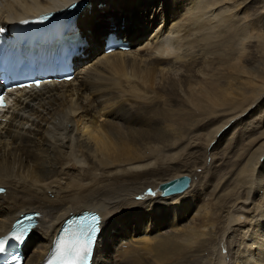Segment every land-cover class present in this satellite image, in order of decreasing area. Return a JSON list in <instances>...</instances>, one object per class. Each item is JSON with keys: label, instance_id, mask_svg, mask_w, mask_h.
I'll return each mask as SVG.
<instances>
[{"label": "bare ground", "instance_id": "6f19581e", "mask_svg": "<svg viewBox=\"0 0 264 264\" xmlns=\"http://www.w3.org/2000/svg\"><path fill=\"white\" fill-rule=\"evenodd\" d=\"M72 1L0 0V27ZM246 10L264 21L257 0H84L76 76L15 93L0 122V236L39 213L23 264L87 209L103 216L91 264H264V130L241 164L245 130L228 145L264 125V34L240 37ZM108 32L136 46L105 53ZM184 175L185 191H158Z\"/></svg>", "mask_w": 264, "mask_h": 264}, {"label": "snow or ice", "instance_id": "6c2138e0", "mask_svg": "<svg viewBox=\"0 0 264 264\" xmlns=\"http://www.w3.org/2000/svg\"><path fill=\"white\" fill-rule=\"evenodd\" d=\"M26 22V21H25ZM71 79V77H67ZM31 84H22L18 87H32ZM35 87H40V82H35ZM4 106V98L0 95V107ZM4 189L0 188V192ZM39 215V214H37ZM92 223L86 228L82 227L79 231H73L71 228L66 229L65 235L58 240L54 259L49 260L48 264H87L88 257L91 252V244L94 242L95 234L99 231V217L93 216ZM23 233L16 236L19 240ZM6 238L0 239V253L5 251ZM17 258L13 257L15 261Z\"/></svg>", "mask_w": 264, "mask_h": 264}, {"label": "rangeland", "instance_id": "374dc122", "mask_svg": "<svg viewBox=\"0 0 264 264\" xmlns=\"http://www.w3.org/2000/svg\"><path fill=\"white\" fill-rule=\"evenodd\" d=\"M204 0H202V2H203ZM257 2H258V4L259 5H264L263 3H264V0H263V2H262V0H257ZM260 7V6H259ZM242 11H244V9H242ZM243 14H244V16H247V19L245 20V24L246 25H244V27L242 28V30L240 29V33L242 34V36H240L241 38L243 37H246V41L245 42H247L250 38L253 40L255 37H257L256 35H257V32L258 33H260V34H264V21L262 20L261 22H259L258 21V17L256 18L254 15H252V12L251 11H245V12H242ZM249 15V16H248ZM249 17V18H248ZM252 19H251V18ZM254 21V22H253ZM256 23V24H255ZM259 23V24H258ZM252 25V26H251ZM257 25V26H256ZM255 27H257V28H255ZM257 30H259V31H257ZM249 33V34H248ZM248 35V36H247ZM233 37H232V46L233 47H241L242 45H241V41L242 40H240L239 39V37L237 36L236 37V35H232ZM249 36H251V37H249ZM262 36V35H261ZM264 37V36H263ZM256 39H258V38H256ZM104 44H105V41H104ZM237 44V45H236ZM240 44V45H239ZM135 44H132L131 45V47H133ZM136 46V45H135ZM103 49H104V46H103ZM103 49H102V51H103ZM101 51V52H102ZM85 55H86V51L84 52V56H82L83 58H85ZM247 122H249L250 120H246ZM245 121V122H246ZM243 123V124H241L242 126H238V127H235L233 130H232V132L230 133V138H229V141H230V144L233 142V144L235 143L234 141H233V136H235L238 132L239 133H241V131H242V129L243 130H245L244 132H243V134H242V136H241V134H240V136H241V138L244 136V140H241V138H239L238 137V141H236L237 143H236V145H235V147L234 148H237V149H234V151H231L230 152V157L232 158V157H234V159L237 157L238 159H239V161H238V163L239 164H241V159H240V154L238 153V151L240 150V148L243 146V143H246L249 139H251L254 135H256L257 133H258V131H262V130H264V125H262V126H260V127H262V129L260 130V128H259V130L258 129H256L255 130V128H252L251 127V125L250 126H248L249 124H246V123ZM244 125V126H243ZM246 127H248V128H250V129H246ZM242 128V129H241ZM250 130V131H249ZM256 131V132H255ZM238 133V134H239ZM246 134H247V136H246ZM250 135V136H249ZM252 135V136H251ZM232 138V139H231ZM229 144V142H228V145H229V147L230 146H233L232 144L230 145ZM237 150V151H236ZM183 151L184 150H182V152H181V154L183 153ZM230 164H227L225 167H227V166H229ZM188 167V168H187ZM240 167H241V165H240ZM187 168V169H186ZM237 168H239V167H237ZM178 169H180V170H189L190 169V166H183L182 168H178ZM196 169H193L192 168V172L193 173H195L196 175H198V171H195ZM199 176V175H198ZM203 178H205L206 179V177H198V180H201V179H203ZM234 178H235V175H234V177H231V179L229 180V182H228V184H230V183H232L233 182V180H234ZM204 179V180H205ZM261 193H262V195H261ZM260 193V195L256 198L257 199V201H256V205H255V208H254V213H253V216H254V219H253V223H258L260 220H262L261 218H259V217H263L264 216V189L262 190V192ZM50 194H51V192H50ZM204 202L205 201H202L198 206H200V208L199 209H203V206L205 205L204 204ZM203 205V206H202ZM253 206V205H252ZM262 207V208H261ZM257 210L258 211H263L262 212V214H261V212H257ZM195 213L197 212V210H195L194 211ZM259 214H261V215H259ZM260 219V220H259ZM263 219H264V217H263ZM256 221V222H255ZM25 254H27V252H26V250H25Z\"/></svg>", "mask_w": 264, "mask_h": 264}, {"label": "water", "instance_id": "95a60500", "mask_svg": "<svg viewBox=\"0 0 264 264\" xmlns=\"http://www.w3.org/2000/svg\"><path fill=\"white\" fill-rule=\"evenodd\" d=\"M190 182V176L184 175L162 183L159 186L158 191H161V195L163 196L181 193L189 187Z\"/></svg>", "mask_w": 264, "mask_h": 264}]
</instances>
